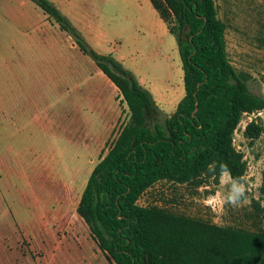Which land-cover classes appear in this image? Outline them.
<instances>
[{
    "label": "rangeland",
    "instance_id": "1",
    "mask_svg": "<svg viewBox=\"0 0 264 264\" xmlns=\"http://www.w3.org/2000/svg\"><path fill=\"white\" fill-rule=\"evenodd\" d=\"M228 58L264 98V0H214ZM0 8V264H115L78 214L96 164L129 121L119 90L74 36L30 0ZM100 55L124 56L143 88L160 96L161 119L185 95L178 45L149 0H55ZM27 14L25 21L23 16ZM152 96V95H151ZM254 123L260 133L246 135ZM247 171L202 184L159 182L139 204L220 227L264 232V111L234 135ZM244 188L234 206L230 197Z\"/></svg>",
    "mask_w": 264,
    "mask_h": 264
},
{
    "label": "trees",
    "instance_id": "2",
    "mask_svg": "<svg viewBox=\"0 0 264 264\" xmlns=\"http://www.w3.org/2000/svg\"><path fill=\"white\" fill-rule=\"evenodd\" d=\"M30 1L74 36L129 111L78 207L99 250L115 264H264V232L139 204L159 182L199 185L223 173L239 181L247 171L234 135L244 115L264 111V98L231 64L214 0H150L177 41L183 69L185 95L164 120L151 94L120 62L91 49L49 0ZM259 133L254 123L246 131L253 138Z\"/></svg>",
    "mask_w": 264,
    "mask_h": 264
},
{
    "label": "crops",
    "instance_id": "3",
    "mask_svg": "<svg viewBox=\"0 0 264 264\" xmlns=\"http://www.w3.org/2000/svg\"><path fill=\"white\" fill-rule=\"evenodd\" d=\"M51 3H53V4H55V0H49ZM150 1V0H149ZM151 3V2H150ZM10 3H9V0H0V8L3 10V11H6V12H10V5H9ZM152 5V4H151ZM55 6V5H54ZM152 7H153V5H152ZM57 8V7H56ZM154 8V7H153ZM58 9V8H57ZM154 10H155V8H154ZM156 12H157V10H155ZM158 14H159V12H157ZM22 16H23V18H24V20L26 21L27 19H28V17H27V14H23V15H21L19 18H18V20L20 21L21 19H22ZM159 16H160V14H159ZM160 18H161V16H160ZM161 20L163 21V19L161 18ZM164 22V21H163ZM164 24L166 25V28H167V31L169 32V29H168V27H167V24L164 22ZM170 33V32H169ZM173 36V35H172ZM87 43V42H86ZM95 51V50H94ZM96 52V51H95ZM115 60H117L118 62H120L122 65H123V67L125 68V69H127L128 71H130V72H132V70L131 69H128L127 68V65H126V59L124 58V56H122V55H120V56H117L116 58H114ZM133 73V72H132ZM105 76V75H104ZM138 82H139V84L143 87V82L141 81V80H138ZM150 94L152 95V98L154 99V101L156 102V104L158 105V107L160 108V106H162V107H165V104L162 102V99L160 98V96H157V94L154 92V93H152L151 91H150ZM182 100V99H181ZM180 100V101H181ZM178 105V104H177ZM177 107V106H176ZM161 109V108H160Z\"/></svg>",
    "mask_w": 264,
    "mask_h": 264
},
{
    "label": "clouds",
    "instance_id": "4",
    "mask_svg": "<svg viewBox=\"0 0 264 264\" xmlns=\"http://www.w3.org/2000/svg\"><path fill=\"white\" fill-rule=\"evenodd\" d=\"M243 194H244V188H243V186H240L239 189L237 190V194H236V196H233V197H230V198H229V199H230V202H231L234 206H236L237 203H238L239 197L243 196Z\"/></svg>",
    "mask_w": 264,
    "mask_h": 264
},
{
    "label": "water",
    "instance_id": "5",
    "mask_svg": "<svg viewBox=\"0 0 264 264\" xmlns=\"http://www.w3.org/2000/svg\"><path fill=\"white\" fill-rule=\"evenodd\" d=\"M186 37V35L184 36V38Z\"/></svg>",
    "mask_w": 264,
    "mask_h": 264
}]
</instances>
